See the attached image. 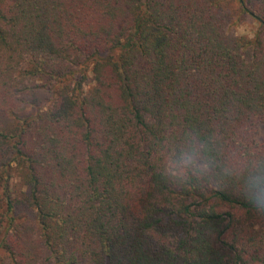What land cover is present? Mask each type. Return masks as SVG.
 Instances as JSON below:
<instances>
[{"label": "trees", "instance_id": "16d2710c", "mask_svg": "<svg viewBox=\"0 0 264 264\" xmlns=\"http://www.w3.org/2000/svg\"><path fill=\"white\" fill-rule=\"evenodd\" d=\"M223 3L0 0V264H264V34Z\"/></svg>", "mask_w": 264, "mask_h": 264}, {"label": "clouds", "instance_id": "9594fccd", "mask_svg": "<svg viewBox=\"0 0 264 264\" xmlns=\"http://www.w3.org/2000/svg\"><path fill=\"white\" fill-rule=\"evenodd\" d=\"M207 145L202 144L195 136H191L178 149H173L168 157L166 171L172 176H185L188 172L202 174L210 167L205 158ZM247 199L254 207L264 209V167L260 161H253L247 168Z\"/></svg>", "mask_w": 264, "mask_h": 264}, {"label": "rangeland", "instance_id": "374dc122", "mask_svg": "<svg viewBox=\"0 0 264 264\" xmlns=\"http://www.w3.org/2000/svg\"><path fill=\"white\" fill-rule=\"evenodd\" d=\"M237 4L233 0H226V3H223V11L231 20V30L230 33L236 36H244L246 38H253L255 33L263 32L264 34V25L261 26L260 23L248 15H241L237 12ZM48 93L41 91L38 93L37 98L39 102L44 103L48 98ZM259 139H264V126L260 127L258 133Z\"/></svg>", "mask_w": 264, "mask_h": 264}]
</instances>
